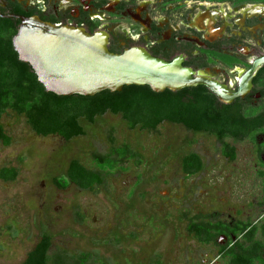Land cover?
Wrapping results in <instances>:
<instances>
[{"label":"flooded vegetation","instance_id":"af4514ba","mask_svg":"<svg viewBox=\"0 0 264 264\" xmlns=\"http://www.w3.org/2000/svg\"><path fill=\"white\" fill-rule=\"evenodd\" d=\"M0 13L38 16L55 26L84 28L91 34L105 31L114 54L140 47L167 62L181 59L194 77H207L225 88L227 102L205 86L187 88L197 91L183 97L184 101H207L210 121L240 125L246 134L220 139L197 133L213 139V156L195 149L200 140L175 144L182 173L199 180L191 214L183 205L176 221L187 223L196 255L193 264H264V2L0 0ZM226 145L234 148L235 159L226 153ZM240 146L245 155L242 167L235 165ZM190 154L199 157L202 170L188 176L183 160ZM207 172L213 175L209 202L203 205L198 191ZM246 178L250 187L245 195ZM220 190H235L233 198ZM190 225L193 233L188 232ZM206 250L207 259L202 255Z\"/></svg>","mask_w":264,"mask_h":264},{"label":"rangeland","instance_id":"374dc122","mask_svg":"<svg viewBox=\"0 0 264 264\" xmlns=\"http://www.w3.org/2000/svg\"><path fill=\"white\" fill-rule=\"evenodd\" d=\"M1 122L12 143H0V168L16 166L19 175L13 183H0V264H22L43 232L53 237L51 256L65 252L68 264H80L71 259L86 254L91 255L87 264H193L187 223L176 221V215L183 205L191 214L199 180L182 173L175 144L200 140L195 149L213 156L212 138L170 123L155 132L131 130L120 115L110 113L94 125L83 122L87 135L70 141L36 135L26 118L12 111ZM110 137L115 145L128 144L141 154L142 164L131 160L127 170L113 172L94 191L73 184L61 190L53 184L66 175L73 159L95 168L94 156L109 151ZM239 149L235 165L242 167L244 147ZM212 175L207 172L200 180L203 205L209 202ZM245 182L246 195L250 181ZM234 191L220 190L231 197ZM207 252L202 253L205 259Z\"/></svg>","mask_w":264,"mask_h":264},{"label":"trees","instance_id":"16d2710c","mask_svg":"<svg viewBox=\"0 0 264 264\" xmlns=\"http://www.w3.org/2000/svg\"><path fill=\"white\" fill-rule=\"evenodd\" d=\"M250 2L252 0H237ZM264 2V0H254ZM19 20L0 18V141L9 146L12 138L8 135L1 120L12 111L26 118L27 124L39 136L58 135L66 141L84 137L86 122L94 125L98 118L107 113L120 115L131 130L155 132L165 122L180 125L194 133H205L223 139L230 134L236 137L246 134L240 125H228L210 121L207 114V101H184L187 92L195 95V89L155 93L148 86H127L121 92L104 91L95 96H58L47 92L38 81L31 66L19 60L12 39L18 31ZM191 93V94H192ZM198 95L202 96L198 93ZM110 149L106 154H96L95 168L85 166L80 160L73 159L66 175L54 178L53 184L65 190L70 184L81 190L94 191L107 182L113 172L127 170L125 166L131 160L138 159L142 164L141 154L130 145H115L109 138ZM225 151L235 159V150L226 145ZM195 160L199 164H195ZM202 170L198 156L190 154L183 160V172L191 176ZM19 171L15 168L3 169L2 179L15 181ZM192 225L188 232L193 233ZM251 240V238L249 239ZM53 237L47 232L41 234L39 242L27 254L22 264H68L66 253L51 256ZM91 255H81L71 260L87 264Z\"/></svg>","mask_w":264,"mask_h":264},{"label":"water","instance_id":"95a60500","mask_svg":"<svg viewBox=\"0 0 264 264\" xmlns=\"http://www.w3.org/2000/svg\"><path fill=\"white\" fill-rule=\"evenodd\" d=\"M0 18L19 20L13 47L47 92L92 97L104 91L121 92L127 86H148L155 93L205 86L228 101L225 88L207 77H194L181 59L167 62L140 47L120 54L110 52L105 31L91 34L84 28L58 27L38 16L0 13Z\"/></svg>","mask_w":264,"mask_h":264},{"label":"crops","instance_id":"0c3cea01","mask_svg":"<svg viewBox=\"0 0 264 264\" xmlns=\"http://www.w3.org/2000/svg\"><path fill=\"white\" fill-rule=\"evenodd\" d=\"M0 143L2 144V145H4L3 144V142H1L0 141ZM5 147H7L6 145H4ZM10 169V168H15V169H17L18 170V168L16 167V166H3V167H1L0 168V183L1 184H3V185H8V184H10V183H13L14 181H6V180H4V179H2V177H1V172H2V170L3 169ZM19 171V170H18ZM19 175V174H18ZM18 178V177H17Z\"/></svg>","mask_w":264,"mask_h":264}]
</instances>
